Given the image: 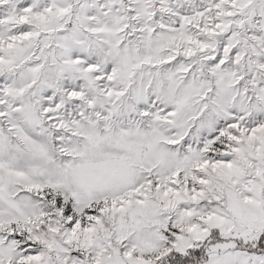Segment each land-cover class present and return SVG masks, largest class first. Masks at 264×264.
<instances>
[{"label": "snow or ice", "instance_id": "6c2138e0", "mask_svg": "<svg viewBox=\"0 0 264 264\" xmlns=\"http://www.w3.org/2000/svg\"><path fill=\"white\" fill-rule=\"evenodd\" d=\"M0 264H264V0H0Z\"/></svg>", "mask_w": 264, "mask_h": 264}]
</instances>
